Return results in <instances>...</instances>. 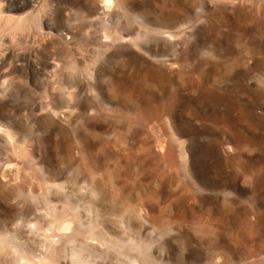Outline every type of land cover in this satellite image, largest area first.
Returning <instances> with one entry per match:
<instances>
[{
    "label": "rangeland",
    "instance_id": "rangeland-1",
    "mask_svg": "<svg viewBox=\"0 0 264 264\" xmlns=\"http://www.w3.org/2000/svg\"><path fill=\"white\" fill-rule=\"evenodd\" d=\"M16 1L0 4L30 12L0 17L3 264H81L86 232L113 243L85 245L93 264H264V0H95L94 26L70 0Z\"/></svg>",
    "mask_w": 264,
    "mask_h": 264
},
{
    "label": "bare ground",
    "instance_id": "bare-ground-1",
    "mask_svg": "<svg viewBox=\"0 0 264 264\" xmlns=\"http://www.w3.org/2000/svg\"><path fill=\"white\" fill-rule=\"evenodd\" d=\"M102 1H104V0H102ZM106 1L109 2V0H106ZM124 1H125V3H126L125 6H127L128 4H130L133 8H136V7L140 4V2L137 1V0H124ZM181 1H182V0H181ZM190 1H191V0H190ZM208 1H209V0H208ZM70 2L76 6V10H77V12H78V13H81L83 17H85V18H87V19H88V18H91V19L89 20V23H90L91 26H94V25H95V23H94V18H92V17H93V15H96V14L98 13V10H100V8H99V6H98V4L96 3L95 0H70ZM1 3H2V5L5 6L6 11H8V12H10V13H14V12L17 11L18 9L23 8V6H22L23 4H22L21 2L16 1V0H0V4H1ZM215 3H216V2H215ZM110 4H111V2H110ZM104 5H105V3H104ZM106 5H107V4H106ZM106 5H105V6H106ZM130 5H129V6H130ZM67 6H68V5H67ZM105 6H104V7H105ZM117 6H118V5H117ZM68 7H70V6H68ZM204 7H205V8H208V7H207V4H204ZM5 8H4V9H5ZM112 8H113V7H112ZM127 8H128V7H127ZM4 9H0V17H6L7 20H13V21H15V24H17V25H18L22 20H24L25 18L27 19L28 16H29L28 14L30 13V12H28V13H26V15H23V16H22V15H21V16L9 15V14H4ZM51 9H53V8H51ZM54 9H55V8H54ZM105 9H107V8H105ZM115 9H116V7H115ZM131 9H132V8H131ZM102 10H103V8H102ZM117 10H119V7H118ZM117 10H115V12H117ZM6 11H5V12H6ZM51 11H52V10H51ZM121 11H122V10H121ZM101 12H102V11H101ZM103 12H104V11H103ZM115 12H114V13H115ZM17 13H19V12H17ZM17 13H16V14H17ZM47 13H48V11H47ZM78 13H77V14H78ZM123 13H124V12H123ZM203 13H204V12H203ZM21 14H22V13H21ZM38 14H39V13H38ZM42 14H43V13H42ZM42 14H41V15H42ZM104 14H105V12H104ZM115 14H116V13H115ZM118 14H119V11H118ZM118 14H117V15H118ZM133 14H134V13H133ZM39 15H40V14H39ZM117 15H116V16H117ZM137 15H138V14H137ZM44 16H45V15H44ZM47 16H48V15H47ZM119 16H120V15H119ZM133 16H134V15H133ZM39 17H40V16H39ZM45 18H46V17H45ZM45 18L43 17L42 19H45ZM69 18H70V17H69ZM69 18H68V19H69ZM138 18H139V17H138ZM159 18H160V17H159ZM83 19H84V18H83ZM99 19H100V18H99ZM116 19H117V18H116ZM34 20H35V18H34ZM74 20H75V19H74ZM78 20H80V22H83V21H84V20H81V18L78 19ZM134 20L136 21L135 18H134ZM29 21H30V20H29ZM39 21H40V20H39ZM68 21H69V20H68ZM68 21H67V23H68ZM76 21H77V19H76ZM80 22H79V23H80ZM130 22H131V21H130ZM132 22H133V21H132ZM140 22H141V21H140ZM25 23H26V22H25ZM76 23H77V22H76ZM79 23H78V25L82 24V25L84 26V23H80V24H79ZM118 23H120V21H119ZM134 23H135V22H134ZM2 24H3V23H2ZM6 24H7V23H6ZM39 24H40V23H39ZM68 24H69V23H68ZM96 24H97V21H96ZM98 24H99V26H100L99 28H105V29L107 30L108 28L110 29V28L115 24V21L109 16V17L105 18L104 20H100V21L98 22ZM182 24H183V23H182ZM24 25H25V24H24ZM35 25H37V24H35ZM35 25H34V26H35ZM69 25H70V24H69ZM82 25H81V26H82ZM118 25H119V24H118ZM120 25H121V24H120ZM3 26H4V25H3ZM3 26H1V27H3ZM10 26H11V25H10ZM41 26H42V25H41ZM114 26H117V23H116ZM122 26H123V25H122ZM180 26H181V25H180ZM1 27H0V28H1ZM8 27H9V26H8ZM8 27H6V28H8ZM15 27H16V26H15ZM68 27H70V26H68ZM97 27H98V25H97ZM11 28H12V27H11ZM13 28H14V27H13ZM99 28H98V29H99ZM36 29H37V28H36ZM38 29H39V28H38ZM43 29H44V28H43ZM57 29H58V28H57ZM57 29H56V30H57ZM79 29H80V28H79ZM85 29H86V28H85ZM87 29L89 30V29H91V28H87ZM95 29H96V31H97V28H95ZM95 29H94V30H95ZM150 29H151V28H150ZM159 29H160V28H159ZM165 29H166V28H165ZM170 29H171V28H170ZM175 29H177V28H175ZM175 29L173 28L172 30H175ZM12 30H13V29H12ZM41 30H42V28H41ZM41 30H39V31H41ZM49 30H50V29H49ZM58 30H62V28H60V29H58ZM65 30H66V29H65ZM67 30H68V29H67ZM67 30H66V31H67ZM91 30H92V29H91ZM99 30H100V29H99ZM113 30H114V28H113ZM122 30H123V29H122ZM163 30H164V28H163ZM178 30H179V28H178ZM10 31H11V30H10ZM37 31H38V30H37ZM44 31H45V30H44ZM53 31H54V30H53ZM69 31H71V30H68V31H67V35H69V34H68ZM108 31H109V30H108ZM151 31L153 32L154 30L152 29ZM169 31H170V30H169ZM5 32H6V31H5ZM12 32H14V31H12ZM17 32H18V31H17ZM48 32H50V31H48ZM59 32H61V31H59ZM62 32H63V30H62ZM62 32H61V34L59 33V34H60V37H61V35H62ZM104 32H105V31H104ZM109 32H110V31H109ZM109 32H107V33H108V34H111V32H110V33H109ZM162 32H163V31H162ZM166 32H168V31H166ZM177 32H178V31H177ZM15 33H16V31H15ZM15 33H14V35H16ZM46 33H47V32H46ZM54 33H55V32H54ZM64 33H66V32H64ZM82 33H83V31H82ZM98 33H99V31H98ZM98 33H96V34H98ZM102 33H103V32H102ZM105 33H106V32H105ZM107 33H106V34H107ZM115 33H116V36H117V31H115ZM115 33H114V34H115ZM119 33H120V32H119ZM145 33H146V32H145ZM145 33H144V34H145ZM157 33H158V32H157ZM159 33H160V32H159ZM164 33H165V30H164ZM168 33H169V32H168ZM168 33H167V36H166V37H167V40L169 39V41H170V39H171L172 37H171V38H168V36H169V34H173V33H169V34H168ZM39 34H40V33H39ZM86 34H87V33H86ZM91 34H93V32H92ZM123 34L125 35V33H123ZM10 35H11V34H10ZM57 35H58V34H57ZM124 35H122V33H121V36H117V38H119V39H123V41H124V39H125L126 37H128L127 34H126V37H124ZM128 35H129V33H128ZM132 35H133V34H132ZM132 35H131V37H133V38L136 37V35H135V36H134V35L132 36ZM139 35H140V34H138L137 37H138L139 39H142V38H143V39H142V42H143V41L145 42L144 37H143L142 35H141L142 37L139 36ZM147 35H148V34H146V36H145V35H144V36L147 37ZM150 35H151V34H150ZM150 35H149V36H150ZM158 35H163V34L161 33V34H158ZM173 35H174V34H173ZM55 36H56V35H55ZM62 36H63V35H62ZM71 36H72V35H71ZM71 36H70V40H71ZM90 36H91V35H90ZM41 37H42V36H41ZM43 37L45 38V35H44ZM43 37H42L41 39H43ZM58 37H59V36H58ZM92 37H93V36H92ZM106 37H107V39L109 38L107 35H106ZM112 37H113V35H112ZM131 37H130V38H131ZM151 37H152V36H151ZM166 37H164V38H166ZM8 38H10V36H9ZM51 38H52V37H51ZM53 38H54V37H53ZM63 38H65V37H63ZM72 38H73V37H72ZM115 38H116V37H115ZM130 38H129V39H130ZM14 39H16V37H14ZM107 39H106V41H107ZM110 39H112L111 36H110ZM110 39H108V40H110ZM129 39H128V40L125 39V41L127 40L128 43L131 44V42H132V41L134 42L137 38H135V40H134V39H133V40L131 39V42H129V41H130ZM153 39H154V38H153ZM162 39H163V38H161L160 40H162ZM172 39L174 40L175 38H172ZM172 39H171V41H172ZM176 39H177V38H176ZM12 40H13V39H12ZM68 40H69V39H68ZM68 40H67V42H68ZM70 40H69V41H70ZM113 40H114V39H113ZM155 40H157V39L155 38ZM160 40H159V39L157 40L158 43H159ZM163 40H164V39H163ZM177 40H178V39H177ZM177 40H174V41L177 43ZM56 41H57V40H56ZM64 41H65V40H64ZM93 41H94V39H93ZM96 41H97V40H96ZM98 41H99V40H98ZM115 41H118V40L115 39ZM115 41H114V43H116ZM123 41H118V42H122V43H124ZM157 41H156V43H157ZM164 41H165V42L162 41V43H159V45H160V44H162V45L166 44V40H164ZM171 41H170V42H171ZM174 41H173V42H174ZM59 42H60V41H59ZM72 42H73V41H72ZM107 42H109V41H107ZM133 42H132V43H133ZM144 42H143V43L140 42V43L143 45ZM146 42H147V40H146ZM57 43H58V42H57ZM64 43H65V42H64ZM93 43H94V42H93ZM112 43H113V42H112ZM122 43H120L119 45H121ZM158 43H157V44H158ZM163 43H164V44H163ZM167 43H168V41H167ZM71 44H72V43H71ZM129 44L124 43V46H125V47H126V45L129 46ZM134 44H135V43H134ZM134 44H133V45H134ZM157 44H156V47H157ZM174 44H175V43H174ZM177 44H178V43H177ZM179 44H180V41H179ZM58 45H59V43H58ZM60 45H61V43H60ZM68 45H69V42H68ZM106 45H107V44H105V43L102 44V46H106ZM117 45H118V44H117ZM172 45H173V44H171L170 46H172ZM175 45H176V44H175ZM70 46H71V45H70ZM145 46L147 47V44H146ZM145 46H144V47H145ZM164 46H165V45H164ZM173 46H174V45H173ZM179 46H180V45H179ZM62 47H63V46H62ZM65 47H66V46H65ZM68 47H69V46H68ZM94 47H97V46H94ZM113 47H114V45H113ZM113 47H112V48H113ZM116 47H117V46H116ZM142 47H143V46H142ZM144 47H143V48H144ZM158 47H159V46H158ZM160 47H162V46L160 45ZM63 48H64V47H63ZM76 48H77V47H76ZM127 48H128V47H127ZM147 48H149V47H147ZM147 48H144L143 50H147ZM163 48H164V47H163ZM174 48H175V47H174ZM94 49H95V48H94ZM96 49L100 50L99 47L96 48ZM102 49H103V48H102ZM149 49H152V48H149ZM155 49H156V48H155ZM157 49H158V48H157ZM107 50H108V49H106L105 51H107ZM110 50H111V49H110ZM143 50L141 49V51H143ZM152 50H153V49H152ZM169 50H170V49H169ZM174 50H175V49H174ZM100 51H101V50H100ZM102 51H104V49H103ZM105 51H104V52H105ZM155 51L158 52V51H160V50H155ZM148 52H149V51H148ZM148 52H147V53H148ZM144 53H146V51H144ZM149 53H150V52H149ZM162 53H164V52L162 51ZM153 55H154V54H153ZM159 55H160V54H159ZM163 55H164V54H163ZM149 56H150V55H149ZM161 56H162V54H161ZM161 56H160V57H161ZM151 57H152V56H151ZM157 57H158V56H157ZM154 58H156V57L154 56ZM160 59H161V58H160ZM4 60H5V58H4ZM28 64H29V63H28ZM29 66L31 67V65H29ZM29 66H28V68H30ZM33 66H34V65H33ZM32 68H33V67H32ZM37 68H38V67H37ZM25 69H26V67H25ZM34 69H35V68H34ZM35 70H37V69H35ZM42 70H43V68H42ZM42 70H41V71H42ZM25 71H27V70H25ZM37 71H39V70H37ZM46 71H48V70H46ZM39 72H40V71H39ZM42 72H43V71H42ZM27 73H29V72H27ZM27 73H26V76L28 75ZM30 73H31V72H30ZM45 73H46V72H45ZM35 74H36V72H35ZM41 74H42V73H41ZM49 74H50V73L48 72V75H49ZM37 75H39V74L37 73ZM42 75H43V74H42ZM44 75H47V73L44 74ZM44 75H43V76H44ZM31 76H32V74H31ZM50 76H51V74H50ZM27 77H29V76H27ZM31 78H32V77H31ZM31 78H30V79H31ZM43 78H44V77H43ZM45 79H46V77L44 78V80H45ZM27 80H28V78H27ZM48 80H49V78H47V81H48ZM32 81H33V79H32ZM32 81H31V82H32ZM45 81H46V80H45ZM26 82H27V81H26ZM29 83H30V82H29ZM34 83H35V82H34ZM0 88H2V87H0ZM3 89H4V88H2V90H3ZM75 90H76V89H75ZM93 90H94V89H93ZM0 91H1V90H0ZM3 91L5 92V90H3ZM95 91L100 92V94L102 93L101 90L99 91V89H98V90H95ZM57 92H58V91H57ZM63 92H64V90H63ZM90 92H91V91H90ZM58 93H60V92H58ZM91 93H92V92H91ZM94 93H95V92H94ZM3 94H4V93H3ZM3 94H2V91H1V92H0V96L3 95ZM60 94H62V93H60ZM63 94H64V93H63ZM65 94H67V93H65ZM96 94H97V93H96ZM52 95L55 96L54 93H52ZM62 96H63V95H62ZM0 98H1V97H0ZM53 98H54V97H53ZM56 98H57V95H56L55 99H56ZM60 98H62V97H60V95H59V98H58L57 100H59ZM66 98H67V97L63 96V99H64V100H65ZM69 98H70V96H69ZM98 98H99V97H98ZM100 98H102V97L100 96ZM1 99H2V98H1ZM51 99H52V98H51ZM55 99H54V100H55ZM63 99H62V100H63ZM71 99H72V98H71ZM102 99H104V98H102ZM54 100H53V103H54ZM55 102H56V101H55ZM61 102H63V101H61ZM67 102H69L68 99H67ZM48 103H49V105H48L47 108H49V106H50V102H48ZM48 103H45V104H48ZM70 103H72V101H71ZM70 103H69V104H70ZM69 104H67V106H68ZM39 105H40V104H39ZM71 105H73V104H71ZM5 106H6V105H5ZM74 106H76V105H74ZM77 106H78V105H77ZM79 106H80V105H79ZM79 106H78V107H79ZM50 107H51V109H52V106H50ZM56 107H57V103H56V105H55V108H56ZM58 107H59V106H58ZM42 108H43V107H42ZM44 108L46 109L45 106H44ZM53 108H54V107H53ZM69 108H70V107H69ZM72 108H74V107H72ZM75 108H77V107H75ZM3 109H4V108L0 109V131L2 130L0 133H1L2 135H4V134L6 135V133H7L6 130H8V126H9V128H11V130L9 129V131H12V127L9 125V124H11L12 121H11L10 123H8V122H6V121L4 120V118H3L4 116H2V115H4V114H2L3 112L1 111V110H3ZM51 109H49V111H50ZM60 109H62V108H60V107H59V109L56 108V110H58V111H59ZM64 109H66V108H64ZM67 109H68V108H67ZM67 109H66V110H67ZM78 109H79V108H78ZM33 110H34V109H33ZM66 110H65V111H66ZM68 110H69V109H68ZM68 110H67V112H68ZM74 110H75V109H74ZM80 110H81V109H80ZM54 111H55V109H54ZM54 111H53V112H54ZM71 111H72V110H71ZM71 111H70V112H71ZM1 112H2V113H1ZM50 113H52V112L50 111ZM5 114H6V113H5ZM44 114H45V113H44ZM47 115H48V114H47ZM51 115H54V114H51ZM32 116H33V115H32ZM7 117H9V116H7ZM7 117H6V118H7ZM33 117H34V116H33ZM54 117H55V116H54ZM47 118H48V117H47ZM38 119H40V121H41V118H38ZM42 119H43V118H42ZM7 120H8V119H7ZM12 120H13V119H12ZM34 120H35V119H34ZM8 121H9V120H8ZM36 121H38V120H36ZM44 121H45V120H44ZM49 121H50V120H49ZM32 122H33V121H32ZM38 122H39V121H38ZM46 122H47V121H46ZM13 123H15V122H13ZM19 123H21V122H18V124H19ZM42 123H43V121H42ZM49 123H50V122H49ZM49 123L47 122L48 125H49ZM33 124H34V123H33ZM38 124H39V123H38ZM47 124H46V125H47ZM15 125H16V124H15ZM20 125H21V124H20ZM40 125H41L42 127L45 126V125H43V124H39V126H40ZM48 125H47V126H48ZM39 126H37V127H39ZM20 127L22 128L23 126H20ZM15 128H17V126H16ZM15 128H14V130H15ZM40 128H41V127H40ZM43 128H44V127H43ZM3 129H6L5 132L3 131ZM14 130H13V131H14ZM19 130H20V129H19ZM19 130L17 129V131H19ZM21 130H22V129H21ZM21 130H20L18 133L16 132L17 134L15 133L16 136H19V133H20V132L22 133ZM23 130H24V128H23ZM15 131H16V130H15ZM2 132H3V133H2ZM11 133H12V132L7 133V134L10 135ZM12 134H14V132H13ZM12 134L10 135L11 138H12V136H14V135H12ZM23 134H24V133H23ZM2 135H0V138L2 137ZM5 135H4V136H5ZM10 136L7 137V135H6V137H5V138H6V141L9 140ZM23 136H25V135H23ZM77 136H78V139H79V137H81L80 135H77ZM3 138H4V137H3ZM5 138H4V139H5ZM7 138H8V140H7ZM11 138H10V139H11ZM75 139H76V138H75ZM11 140H13V139H11ZM1 141H3V139H2ZM4 142H5V140H4ZM4 142H3V143H4ZM8 142H9V141H8ZM10 142H11V141H10ZM10 142L7 144L8 146H9ZM80 142H81V140H80ZM14 143H15V141H14ZM14 143H13V145H14ZM7 145H5V143H4V146H6V148H7ZM13 148H14V147H13ZM13 148H12V149H13ZM10 149H11V148H10ZM10 149L8 148L7 150H10ZM10 151H11V150H10ZM6 155H8V154H6ZM8 156H9V155H8ZM10 156H11V155H10ZM11 157H12V156H11ZM89 181H91V180H89ZM90 183H91V182H90ZM93 183H94V182H93ZM95 184H96V183H95ZM88 185H89V184H88ZM85 186H86V185H85ZM94 188H95V190H96V189L98 188V186L95 185ZM87 189H88V188H87ZM91 189H92V188H91ZM98 191H99V189H98ZM98 191L96 190V192H97L96 194H98ZM91 192H92V195H93V191H91ZM94 193H95V192H94ZM99 198H100V197H99ZM97 199H98V197L96 198V200H97ZM87 224H89V223H87ZM85 225H86V224H85ZM86 226H87V225H86ZM86 226H85V227H86ZM89 226H90V225H89ZM92 226H93V225H92ZM90 227H91V226H90ZM93 227H94V226H93ZM86 228H87V227H86ZM86 228H85V229H86ZM89 229H90V228H89ZM89 229L87 228V231H89ZM92 230H93V229H92ZM84 232H86V230H84ZM89 232H90V231H89ZM86 233H87V232H86ZM86 233H85V235H86ZM85 235H84V237L87 239V241H86V240H85V241L87 242L86 244H88V242H91L92 240L89 239L90 237L87 238V236H85ZM88 235H89V234H88ZM91 235H92V234L90 233L89 236H91ZM98 235H99V234H97V236H98ZM97 236H96V234H95V236H94V234H93V237H94V238H93L92 243L94 242V240L96 239L95 237H97ZM84 237H83V238H84ZM85 238H84V239H85ZM91 238H92V237H91ZM98 238L101 239V242L98 240ZM98 238H97L98 241H96L98 244H97V243H96V244L99 245V247H100V244L103 245L104 241L106 242V244H107V243H109V244L111 243V242H107L104 238H101V237H98ZM1 239H2V236L0 235V242H1ZM88 239H89L90 241H89ZM102 240H104V241L102 242ZM81 241L84 242L83 239H82ZM82 242H80V244H82ZM131 242H132V241H131ZM131 242H128V243H130V248L132 249V252L134 253V252L136 251L137 254H138V249H139V248L141 249V247L138 246V248H137L134 244H137V245H138V243H136L134 240H133L134 243H133V242L131 243ZM226 242H227V241H226ZM226 242L223 241V242H221V243L223 244V248L225 247V248L228 250V247H227V243H228V242H227V243H226ZM92 243H90V244L93 245L94 247H91V248H92V249L94 248V250H95L97 245L95 244V242H94L93 244H92ZM0 244H1V243H0ZM86 244H85V245H86ZM90 244H89V245H90ZM109 244H108V247L111 248V246H109ZM111 244H113V243H111ZM82 245H84V243H83ZM85 245L82 246V248H81V247H79V248H81V251H82V249H84V252L88 253L87 251H85ZM89 245H88V247H90ZM95 245H96V246H95ZM104 245H105V244H104ZM104 245H103V246H104ZM117 245H118V244H116V245H114V246H117ZM124 245H125V243H124ZM124 245H123V246H124ZM127 245H129V244H127ZM4 246H5V245H4ZM112 246H113V245H112ZM5 247H6V246H5ZM8 247H9V246H8ZM83 247H84V248H83ZM99 247H98V248H99ZM105 247H106V246H105ZM117 247H118V246H117ZM119 247L121 248V246H119ZM119 247H118V248H119ZM124 247H127V246H124ZM0 248H1V247H0ZM98 248H97V249H98ZM100 248H101V247H100ZM103 248H104V247H102L101 249H103ZM106 248H107V247H106ZM109 248H108V249H109ZM114 248H115V249H113L114 251H118V249H117L116 247H114ZM120 248H119V251H120ZM144 248H147V247H144ZM6 249H8V248H5V250H6ZM77 249H78V248H77ZM89 249H90V248H89ZM92 249H90V251H92ZM101 249H100V250H101ZM116 249H117V250H116ZM121 249H122V248H121ZM127 249H128V248H127ZM140 249H139L140 252H141V250L143 251V249H141V250H140ZM1 250H3V249H1ZM1 250H0V254H1ZM13 250H16V249H13ZM73 250H74V251L70 252V257L73 259V261H72V259H71L72 262H75V263H81V264H89V263H90V260H91V259L93 260V255H92V256H90L91 254L88 255V257L90 256V258L92 257L90 260H88L89 258L86 257V253H85V255L83 254V256H85V259H84L83 257H81V254L84 253L83 251H82V253H81V252H80V249L76 250V248L73 249ZM87 250H88V249H87ZM98 250H99V249H98ZM123 250H124V248H123ZM123 250H121L120 253H118V252H117V253H118L119 255H121V254L126 255L125 253H121V252H123ZM128 250H129V249H128ZM145 250H146V249H145ZM95 251H97V250H95ZM149 251H150V250L148 249V252H149ZM3 252H4V251H3ZM5 252H6V251H5ZM12 252H13V251H12ZM12 252H11V253H12ZM17 252H18V251H16V253H17ZM99 252H100V251H98V253H96V252H94V253L99 255ZM101 252H102V250H101ZM101 252H100V255L102 256L103 253H101ZM103 252H104V249H103ZM136 252H135L134 255H136ZM148 252H147V253H148ZM6 253H7V252H6ZM14 253H15V252H14ZM80 253H81V254H80ZM104 253H105V252H104ZM129 253H130V252H129ZM141 253H142V252H141ZM141 253H140V254H141ZM150 253H152V252L150 251ZM150 253H148V255H151ZM12 254H13V253H12ZM19 254H20V253H19ZM231 254H232V253H231ZM2 255H3V254H1V256H2ZM17 255H18V254H17ZM100 255H99L98 257H100ZM134 255H133V256H134ZM138 255H139V254H138ZM153 255H154V254H153ZM228 255H229V254H228ZM12 256H13V255H12ZM19 256H21V255H19ZM19 256H18V257H19ZM140 256H141V255H140ZM232 256H233V255H232ZM14 257H15V255L13 256V258H14ZM16 257H17V256H16ZM21 257H22V256H21ZM94 257H95V255H94ZM135 257H136V256H134V258H132V256H130V259H131V258H132V259H131V261H130V259L128 260V261L130 262L129 264H140L139 261H137V259H136ZM152 257H153V256H152ZM190 257H191V256H189V258H190ZM233 257H234V256H233ZM2 258H4V257H2ZM22 258H23V257H22ZM87 258H88V259H87ZM95 258H96V257H95ZM138 258H139V257H138ZM191 258H192V257H191ZM191 258H190V260H191ZM20 259H21V258H20ZM20 259L17 260V261H16L15 259H14V260H15L16 262H18V261L20 262V261H21ZM194 259H196V258H194ZM14 260H13V262H15ZM95 260H98V259L96 258ZM139 260H141V258H140ZM200 260H201V259H200ZM200 260H199V257H198V262H199V263H200ZM1 261H2V260H0V264H1V263L3 264V262H5V261H2V262H1ZM208 261H209V260H208ZM92 262H94V260H93ZM95 262H96V261H95ZM95 262H94V263H95ZM117 262H118V261H117ZM140 262H141V261H140ZM190 262H191V261H189V263H190ZM192 262H193V261H192ZM195 262H196V261H195ZM195 262H194V264L198 263V262H196V263H195ZM205 262H207V261H205ZM21 263H22V262H21ZM21 263H19V264H21ZM119 263H120V262H119ZM119 263H118V264H119ZM141 263L144 264L143 260H142ZM199 263H198V264H199ZM15 264H18V263H15ZM90 264H93V263H90ZM115 264H117V263H115ZM121 264H122V263H121ZM127 264H128V263H127ZM148 264H149V262H148ZM154 264H155V262H154ZM156 264H157V263H156ZM191 264H193V263H191ZM203 264H204V263H203ZM208 264H213V263H208Z\"/></svg>",
    "mask_w": 264,
    "mask_h": 264
}]
</instances>
